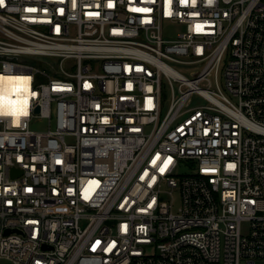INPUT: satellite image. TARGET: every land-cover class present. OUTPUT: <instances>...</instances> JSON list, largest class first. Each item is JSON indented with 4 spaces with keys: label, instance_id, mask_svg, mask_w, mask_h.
<instances>
[{
    "label": "built area",
    "instance_id": "built-area-1",
    "mask_svg": "<svg viewBox=\"0 0 264 264\" xmlns=\"http://www.w3.org/2000/svg\"><path fill=\"white\" fill-rule=\"evenodd\" d=\"M0 77V264H264V0H4Z\"/></svg>",
    "mask_w": 264,
    "mask_h": 264
},
{
    "label": "clouds",
    "instance_id": "clouds-1",
    "mask_svg": "<svg viewBox=\"0 0 264 264\" xmlns=\"http://www.w3.org/2000/svg\"><path fill=\"white\" fill-rule=\"evenodd\" d=\"M21 81V87L18 92H14L16 98L11 99L8 93H4L5 97L17 101L15 105L10 104L7 100L0 106V119H11L17 126L21 123L22 119L29 117L31 112V101L35 93L30 91L29 79L27 77H18ZM15 109V112L13 111Z\"/></svg>",
    "mask_w": 264,
    "mask_h": 264
},
{
    "label": "bare ground",
    "instance_id": "bare-ground-1",
    "mask_svg": "<svg viewBox=\"0 0 264 264\" xmlns=\"http://www.w3.org/2000/svg\"><path fill=\"white\" fill-rule=\"evenodd\" d=\"M21 81L13 77H0V92L8 93L9 96L11 93H14V89L20 88Z\"/></svg>",
    "mask_w": 264,
    "mask_h": 264
},
{
    "label": "rangeland",
    "instance_id": "rangeland-1",
    "mask_svg": "<svg viewBox=\"0 0 264 264\" xmlns=\"http://www.w3.org/2000/svg\"><path fill=\"white\" fill-rule=\"evenodd\" d=\"M26 63H28L30 66H32V67H34L36 69H40L41 71L44 69L40 65L41 60H38V59L37 60H28V61H26ZM41 82L42 83H46L47 82V79L43 77L41 79ZM202 102L203 101L201 99L196 98V97L194 98V104L195 105H200V104H202ZM32 128L34 130H37V131H44V130H47V124L46 123H40V124H37V125H33ZM1 264H6V263L2 262Z\"/></svg>",
    "mask_w": 264,
    "mask_h": 264
},
{
    "label": "snow or ice",
    "instance_id": "snow-or-ice-1",
    "mask_svg": "<svg viewBox=\"0 0 264 264\" xmlns=\"http://www.w3.org/2000/svg\"><path fill=\"white\" fill-rule=\"evenodd\" d=\"M209 2H211V0H209ZM3 3H4V0H0V5H3ZM109 6H111V5H109ZM27 11L34 12V11H36V9L29 8V9H27ZM13 91L14 92H18L19 91V88H16ZM6 100H7V102H9L12 105H15L17 103V101L11 100V99L5 97V95L2 92H0V106H2ZM13 111L15 112V109H13ZM58 163H59V161H58ZM230 167H234V166H230ZM161 171L163 172L164 169L161 168ZM90 184H97V182L96 181H91ZM27 191H31V189H27ZM69 191H71V189H69ZM85 198H88V197L86 196Z\"/></svg>",
    "mask_w": 264,
    "mask_h": 264
}]
</instances>
